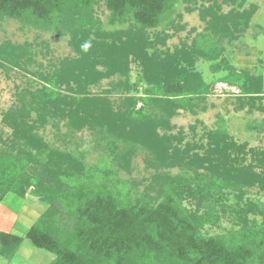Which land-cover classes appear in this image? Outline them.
Wrapping results in <instances>:
<instances>
[{"label": "trees", "instance_id": "obj_1", "mask_svg": "<svg viewBox=\"0 0 264 264\" xmlns=\"http://www.w3.org/2000/svg\"><path fill=\"white\" fill-rule=\"evenodd\" d=\"M180 3L188 12L198 11L207 33L190 48L159 51L166 35L156 29L172 27ZM242 3L0 0V22L15 20L23 29L67 36L73 52L44 71L33 44L0 43V69H19L38 85L21 89L18 105L2 115L11 133L1 141L0 203L7 195L20 200L29 195L45 206L25 239L53 255L47 264H264V203L244 198L255 187L264 193V149L236 144L222 118L206 134L205 146L182 147L184 136L172 134L170 125L179 111L193 113L210 93L194 69L199 59L214 63L213 73L221 74L217 83L238 89L236 110L248 105L264 113V78L236 71L220 57L222 42L237 39L257 11ZM100 4L108 12V29L94 16ZM224 6L231 9L222 12ZM41 46L49 54L48 45ZM132 64L137 73L131 84ZM113 77L136 96L115 102L109 91L90 92ZM141 84L147 88L139 95ZM49 121L55 128L62 123L64 136L90 131L108 159L101 155L90 165L86 152L51 147L36 132ZM138 152L153 171L143 191L138 182L118 178L119 171L130 173ZM175 168L179 172L170 174ZM226 215L232 228L204 232L219 228ZM255 215L259 222L249 219ZM22 243V237L0 231V258L11 261Z\"/></svg>", "mask_w": 264, "mask_h": 264}, {"label": "rangeland", "instance_id": "obj_2", "mask_svg": "<svg viewBox=\"0 0 264 264\" xmlns=\"http://www.w3.org/2000/svg\"><path fill=\"white\" fill-rule=\"evenodd\" d=\"M242 1L243 9H249L250 5H255L257 11L237 39L222 42L220 57L225 59L227 64L236 71H246L250 74L261 75L264 78V0H238V2ZM230 9L231 6H224L222 12H228ZM94 16L103 23L105 29L109 28L105 26L108 20V12L102 4L95 8ZM172 20V27L156 29V33L164 31V35H166L164 44L156 46L159 51L173 53L181 46L190 48L195 39L207 33L206 21L200 19L197 10L188 12L185 4L180 3L178 5L176 15L172 16ZM177 25L181 27L180 30L176 29ZM67 39V36L46 34L34 29H23L21 24L15 20L0 22V43L9 40L13 44H23L24 42L33 44L31 52L34 53L37 63L43 65L44 71L47 70L48 63H55L64 57L73 56V52L67 44ZM41 43L48 45L49 54H46V50L41 46ZM213 65L214 63L208 60L199 59L197 61L194 69L201 73L204 81L211 86L210 93L198 105V108L194 109L193 113L179 111L170 120V125L174 127L171 133H182L184 136L182 147L186 143L205 146L207 142L206 134L215 130L219 123L218 119L222 118L223 127L236 144H246L247 148L252 149H264V113L255 108H250L248 105L244 106L242 110H236L238 89L217 83L221 74L213 73ZM36 68V65H34L29 69L34 71ZM136 68V65H131L129 81L131 84L136 81ZM119 82V77L101 80L97 86L90 89V92L101 94L104 93L103 91H109L110 101L115 102L119 97L136 96L132 90L126 91L118 87ZM28 84L32 85L33 88L38 86L34 77L19 69L14 68L9 71L0 69V148L2 146L1 141L8 139L11 133L10 129L2 123V115L10 107L18 105L17 94ZM137 88L138 94L141 95L147 85L141 84ZM262 103L264 104V101ZM36 132L51 147L63 149L65 146L77 152H86L85 162L87 164H94L101 155L103 159H108V156L96 147V143L88 130H83L70 137L64 136L66 129L62 123L59 124L58 128H55L52 121H49L44 126L37 128ZM197 151L201 153L200 150ZM249 162L250 155H246L245 164ZM169 172L175 175L179 171L175 168L169 170ZM152 173L153 171L144 162L143 154L138 152L132 160L130 173L119 171L118 178L138 182V190L143 191ZM244 198L252 201L258 199L261 203H264V193H260L256 187L250 189ZM1 205L16 215L18 222L12 233L22 237L23 243L11 261L0 258V264H47L52 260V254L32 248L25 239V233L36 217L45 210V206L29 195L23 200L7 195ZM26 211H30L32 220L24 218L23 214ZM226 216L221 219L219 228L206 227L204 232L213 235L224 233V231L232 228L231 217ZM249 219L259 222L261 217L255 215L249 216Z\"/></svg>", "mask_w": 264, "mask_h": 264}, {"label": "crops", "instance_id": "obj_3", "mask_svg": "<svg viewBox=\"0 0 264 264\" xmlns=\"http://www.w3.org/2000/svg\"><path fill=\"white\" fill-rule=\"evenodd\" d=\"M23 216L25 219H29V218L31 219L30 211H26L23 214ZM17 222H18V220H17L16 215L13 214L11 211H9V209L5 208L0 203V231L5 232V233H9V234H13L12 230L15 229ZM14 235H16V234H14ZM17 236H19V235H17Z\"/></svg>", "mask_w": 264, "mask_h": 264}, {"label": "clouds", "instance_id": "obj_4", "mask_svg": "<svg viewBox=\"0 0 264 264\" xmlns=\"http://www.w3.org/2000/svg\"><path fill=\"white\" fill-rule=\"evenodd\" d=\"M83 47H84V49L86 50V49H88V48L90 47V45L86 43V44H84Z\"/></svg>", "mask_w": 264, "mask_h": 264}]
</instances>
